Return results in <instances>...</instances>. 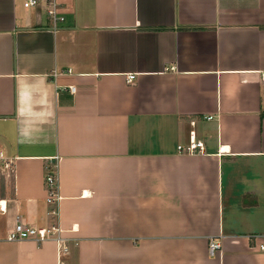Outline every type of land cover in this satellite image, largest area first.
Here are the masks:
<instances>
[{
	"label": "crops",
	"instance_id": "0c3cea01",
	"mask_svg": "<svg viewBox=\"0 0 264 264\" xmlns=\"http://www.w3.org/2000/svg\"><path fill=\"white\" fill-rule=\"evenodd\" d=\"M23 1L0 0V264H264V0H55V25ZM18 215L67 250L8 241Z\"/></svg>",
	"mask_w": 264,
	"mask_h": 264
},
{
	"label": "built area",
	"instance_id": "2783aa9c",
	"mask_svg": "<svg viewBox=\"0 0 264 264\" xmlns=\"http://www.w3.org/2000/svg\"><path fill=\"white\" fill-rule=\"evenodd\" d=\"M23 6L26 9H35L40 6L45 7L46 14L50 21L55 25L58 21H63L64 18L59 16L57 11V4L55 0H24ZM135 79V75L130 74L127 77V82L131 83ZM71 93H76V87H70ZM210 119L212 117H209ZM203 147L202 142H198L193 137L190 139V144L187 147L178 146V150L185 153H194L199 148ZM15 164L11 159L5 158L2 154H0V172L8 178L14 176ZM53 172V171H52ZM46 185H47V202L51 205L55 204V202L59 201L60 196L58 194L57 185H56V176L53 173H49L46 176ZM1 208H3L1 206ZM5 210V207L3 208ZM50 215L54 216L57 214L56 208L50 207L49 212ZM63 230L58 225H52L49 227H33L28 225L26 221L21 217H16V222L7 232V240L10 242H19L24 241L30 238H34L39 242H45L47 240H55L57 241L60 249L62 251H66L67 247L64 244L65 239L61 237L60 233ZM221 249V243L218 241H210L209 244V254L211 256L216 255ZM260 250L264 251V245H260Z\"/></svg>",
	"mask_w": 264,
	"mask_h": 264
},
{
	"label": "trees",
	"instance_id": "16d2710c",
	"mask_svg": "<svg viewBox=\"0 0 264 264\" xmlns=\"http://www.w3.org/2000/svg\"><path fill=\"white\" fill-rule=\"evenodd\" d=\"M14 177H12V179H13Z\"/></svg>",
	"mask_w": 264,
	"mask_h": 264
}]
</instances>
